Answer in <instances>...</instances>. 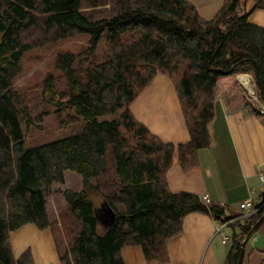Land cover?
Listing matches in <instances>:
<instances>
[{"label": "trees", "instance_id": "1", "mask_svg": "<svg viewBox=\"0 0 264 264\" xmlns=\"http://www.w3.org/2000/svg\"><path fill=\"white\" fill-rule=\"evenodd\" d=\"M249 16L241 0H225L211 19L187 0H0V264H36L32 249L18 257L12 249V233L27 224L51 229L60 264H125L122 248L135 245L148 262L166 263L167 242L187 214L230 219L223 205L172 192L167 171L175 153L186 171L198 167L197 151L212 142L219 83L228 101L264 116V27ZM72 37L85 46L58 51V75L48 73L34 96L14 87L29 51ZM159 74L175 86L188 142L162 141L131 111ZM236 74L253 75L261 105ZM53 113L69 134L29 144L27 131ZM68 171L81 176L82 187L63 191L59 226L45 189L64 185ZM104 202L116 214L111 226L96 215ZM263 214L231 225L224 264L238 263L241 243Z\"/></svg>", "mask_w": 264, "mask_h": 264}, {"label": "crops", "instance_id": "2", "mask_svg": "<svg viewBox=\"0 0 264 264\" xmlns=\"http://www.w3.org/2000/svg\"><path fill=\"white\" fill-rule=\"evenodd\" d=\"M187 1L195 5L201 17L211 19L225 0ZM263 1L241 0V10L250 12L249 20L261 27H264V6L260 4ZM242 77H248V83ZM233 79L248 95L251 94L248 90L251 82L256 86L251 74H236ZM131 111L139 122L166 143H185L191 138L175 86L165 75L154 78L132 103ZM209 131L211 145L197 151L196 169L186 171L175 153L167 171L168 186L172 192L206 196L210 202L225 206L228 216L240 214V203L249 197H258L261 192L264 116L253 113L243 103L228 101L225 88L219 83L215 116ZM217 227L218 222L211 215L192 212L185 216L182 231L167 242L168 262H148L139 245L123 247L121 255L125 264H224L231 247L233 228H224L229 237L225 241ZM256 232V239L246 244L243 264H264V223ZM11 239L15 255L19 256L31 247L36 264H60L50 229L40 230L27 224L13 232ZM227 244L228 249H225Z\"/></svg>", "mask_w": 264, "mask_h": 264}, {"label": "rangeland", "instance_id": "3", "mask_svg": "<svg viewBox=\"0 0 264 264\" xmlns=\"http://www.w3.org/2000/svg\"><path fill=\"white\" fill-rule=\"evenodd\" d=\"M84 46V38L72 37L57 44H51L29 51L23 59L21 71L14 80V87L19 91L26 93L29 92L30 96H34L32 94L37 90V87L41 84L42 80L48 73L54 72L58 75L54 64L58 51L70 50L73 52H79ZM253 84L254 83L251 82V86L248 87V90L250 91V95L252 96V98L258 101V103L261 105V103L259 102V91L257 90L255 84ZM260 107L264 109V106ZM57 126V116L55 113H53L45 120L41 127L34 126L27 131L26 138L28 140V143L39 144L46 141L50 142L55 139L63 138L69 134V130H63L58 128ZM81 187V176L76 172L68 171L66 173V183L64 185L54 184L50 188L45 189L47 197V209L50 218L51 220H58L59 226H61L60 213L62 211H65L67 207V201L63 196V191L66 188L79 190ZM226 231L227 233H229V230ZM256 234H258V232H255V235ZM28 236L31 237L32 235L29 234ZM228 243L230 242L228 241ZM228 246L229 244H227V246H224V248L228 249ZM28 248L32 249L31 247ZM15 257L18 256L15 255Z\"/></svg>", "mask_w": 264, "mask_h": 264}, {"label": "built area", "instance_id": "4", "mask_svg": "<svg viewBox=\"0 0 264 264\" xmlns=\"http://www.w3.org/2000/svg\"><path fill=\"white\" fill-rule=\"evenodd\" d=\"M260 195L256 198L249 197L246 200H244L242 203H240V209L242 210V213L232 215L230 219H228L225 223H218L217 231L221 233L224 237V240L227 241L229 237L226 235V233L223 231L224 228L231 226L232 224H235V222H239L240 224H246L247 220L257 213L260 209L264 208V173L260 174ZM202 200L206 203L209 202V199L204 196L202 197ZM256 236L255 233L250 237L249 241L255 240Z\"/></svg>", "mask_w": 264, "mask_h": 264}, {"label": "water", "instance_id": "5", "mask_svg": "<svg viewBox=\"0 0 264 264\" xmlns=\"http://www.w3.org/2000/svg\"><path fill=\"white\" fill-rule=\"evenodd\" d=\"M96 215L100 221V223L105 226L112 225L115 221L116 214L113 209L108 205V203L104 202L96 211ZM264 221V214L262 217L252 226L250 232L246 236L245 240L241 243V252L239 256V260L237 264H243L245 253H246V244L249 242L250 237L257 231L259 226Z\"/></svg>", "mask_w": 264, "mask_h": 264}, {"label": "bare ground", "instance_id": "6", "mask_svg": "<svg viewBox=\"0 0 264 264\" xmlns=\"http://www.w3.org/2000/svg\"><path fill=\"white\" fill-rule=\"evenodd\" d=\"M243 78V81L245 82V83H248V81H249V79H248V77H242ZM163 96V95H162Z\"/></svg>", "mask_w": 264, "mask_h": 264}]
</instances>
